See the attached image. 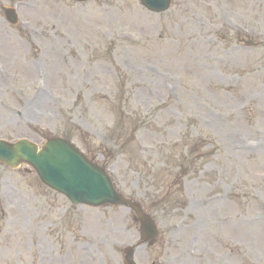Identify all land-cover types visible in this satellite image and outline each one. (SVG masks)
I'll list each match as a JSON object with an SVG mask.
<instances>
[{"label": "rangeland", "instance_id": "obj_1", "mask_svg": "<svg viewBox=\"0 0 264 264\" xmlns=\"http://www.w3.org/2000/svg\"><path fill=\"white\" fill-rule=\"evenodd\" d=\"M19 8L35 34L19 42L0 21V36L14 46L10 62L0 54V137L41 144L65 135L100 162L98 153L115 157L110 142L129 138L135 126L129 115L146 114L150 125L138 134L140 144H123L120 153L143 156L164 173L173 201L151 211L160 236L136 251L137 264H178L197 230L203 231L196 234L197 255L188 261L185 255L186 264H264V155L234 145L238 138L264 140V0H177L167 17L146 14L136 0H95L84 10L60 0H22ZM233 28L262 39L260 51L241 50ZM160 29L165 45L156 40ZM51 35L68 41L72 85L59 58L55 66L49 55L36 56L48 52L41 42ZM183 159L193 169L186 178ZM117 162L111 171L125 175L124 162ZM25 171L0 166V264H81L73 243L84 246L83 264H114L107 253L122 241L107 245L88 233L83 242L74 230L84 221L86 231L98 227V237L116 242L118 232L119 240L126 235L127 219L114 213L112 224L109 210L71 209L56 197L44 211L36 177ZM191 199L204 203L198 208ZM133 229L131 242H138Z\"/></svg>", "mask_w": 264, "mask_h": 264}, {"label": "bare ground", "instance_id": "obj_2", "mask_svg": "<svg viewBox=\"0 0 264 264\" xmlns=\"http://www.w3.org/2000/svg\"><path fill=\"white\" fill-rule=\"evenodd\" d=\"M194 211V210H193ZM236 229V228H235Z\"/></svg>", "mask_w": 264, "mask_h": 264}]
</instances>
